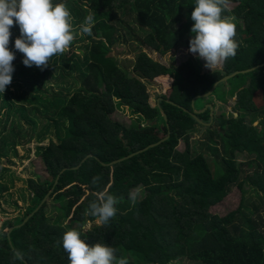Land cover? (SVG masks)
Masks as SVG:
<instances>
[{"label": "trees", "instance_id": "16d2710c", "mask_svg": "<svg viewBox=\"0 0 264 264\" xmlns=\"http://www.w3.org/2000/svg\"><path fill=\"white\" fill-rule=\"evenodd\" d=\"M232 2L238 7L226 8L222 18L235 14L241 30L236 34L243 33L248 47L238 45L222 72L205 74L192 61L188 80L177 82L172 97L154 107L139 80L152 71L146 56L138 64L146 66L143 70L125 72L105 40L115 42L121 13L130 19L127 35L137 37L140 50L149 47L166 56L181 46L189 49L196 0H52L53 6L65 3L70 11L75 38L71 50L53 56L43 71L17 63L20 57L13 61L11 84L17 83L16 92L10 84L0 93V115L7 110L0 118V161L17 151L20 139L36 132L45 122L42 115L52 118L56 140L41 156L56 184L50 186L40 177L30 180L35 196L27 214L6 225L11 233H0V264H69L57 243L69 229L49 225L45 214L50 201L60 200L64 191L83 200L74 213L83 226L92 224L82 235L85 242L115 248L117 258H126L128 264H173L184 259L190 264H264V135L254 140L255 129L242 115L260 113L255 101L264 93V68L231 80L246 83L238 94V119L212 118L210 109L196 114L193 106L225 77L264 65V0L228 4ZM90 14L95 17L92 34L82 35L79 26ZM10 31L9 48L21 56L14 48L19 26L14 23ZM51 81L61 94L53 98L38 94ZM27 88L31 90L25 94ZM18 100L24 105L18 106ZM123 105L141 117L130 127L113 121ZM144 124L153 126L141 128ZM198 126L207 127L210 142L205 149L189 145L185 152L178 151L180 141L190 143ZM169 136L163 145L132 157ZM241 155L247 157V165L239 163ZM120 160L125 161L113 165ZM8 175L5 169L0 186ZM95 176L100 177L96 185ZM238 186L244 188V199L231 221L210 213ZM248 189L256 193L257 204L251 202ZM101 192L121 198L107 226L83 215ZM130 195H135V204ZM15 252L23 259L14 260Z\"/></svg>", "mask_w": 264, "mask_h": 264}, {"label": "rangeland", "instance_id": "374dc122", "mask_svg": "<svg viewBox=\"0 0 264 264\" xmlns=\"http://www.w3.org/2000/svg\"><path fill=\"white\" fill-rule=\"evenodd\" d=\"M238 5V3L232 2L228 4L227 8L228 10H235ZM231 18H233V22L236 25V32L241 31L238 24V19L234 13L231 14ZM127 21H130V19L127 17L125 18V16L120 13L119 33L116 35L117 37H115V42L108 39L105 40L108 44L107 49L111 48L110 55L119 62L120 66L125 72H137V69L143 70L146 66L144 64H138L139 62L141 63V60H143L142 57L146 56V61L148 62L147 66H149L152 71H147V75L145 76H139V80H141L146 85L150 96V101L154 107H156V105H158L161 100H169L172 97L171 95L174 92L177 82H186L188 80L191 67L190 63L192 61L195 62L199 66L200 70L205 74L222 72L225 69L227 61L213 69V71L206 69L204 67L205 61L198 59L196 55L190 53L189 49L184 46L179 47L166 56L160 55L158 52H155L149 47H145L144 50H140L138 48V43L136 42L137 37L135 35H127ZM241 28L243 30L244 26ZM191 37L192 36H190L189 39ZM234 39L237 41L239 46L243 48L248 47L243 33L236 34ZM10 45L11 44H9V47ZM70 50L71 49L69 48L67 51L69 52ZM75 52L76 51H73L72 54ZM15 57H20L18 58L17 63L22 62L24 59V56H20L19 54H15ZM16 84L17 83L11 84L13 86L11 91L16 92V88L14 87ZM223 85L228 86H224L218 91L216 90L214 93L216 94L215 97L213 95L211 97L209 96L206 98H199L200 100L196 102L197 111L205 112V110L211 109L210 106H213L214 110L212 118L226 116L232 119H238L241 115V113L237 111L239 104L238 94L241 92L242 88L246 86V83H237V81L234 80L229 83H224L220 86ZM30 90L31 89L27 88L25 90V94L29 93ZM234 93H236L235 96L233 95ZM22 94L23 92L20 94V99L22 98ZM38 94L44 95L46 98H53V94H61V88L56 82L51 81L47 86H41ZM19 101L20 100H18V102ZM255 102L260 111L257 116L246 115V112L242 111L244 118L247 117L248 123H250L251 127L255 129V132L252 134V138L254 140L259 138V135H264L263 92L258 94L257 100ZM23 103H25L24 100L23 102H19V104L15 103V106H17V104L18 106H23ZM25 105L28 108L32 107L28 103ZM118 110L119 112L113 116V121L120 122L126 127H130L132 121L141 118L139 115L133 114V112L127 106L123 105V107L118 108ZM6 112L7 110L4 109L0 115V118H2ZM42 118L45 120V122L41 123L37 127L36 132L31 133L32 136L28 137L27 139H20V144L17 147V151L12 152L10 155L4 157L0 161V178L4 175L5 169L9 170L7 179L4 180L0 186V233H11L12 230H9L8 228L6 229V225L21 220L27 214V210L32 204L31 199L35 196V191L30 186V180L40 177L43 180H47L50 186L56 184L55 180L50 177L43 161L44 159L41 156L44 149L50 145V141L56 140L55 135L53 134L54 130L52 118L46 119L43 115ZM24 124L26 128L31 129L32 125L29 122L25 121ZM151 125L153 126V124H144L141 128H148L151 127ZM206 128V126H198L197 130L191 136L192 140L190 143H187L186 140L182 139L180 141L178 151L185 152L189 145L192 146V148L199 149L201 151L205 149V145L210 142V137L208 136V131ZM8 129H10V126H8ZM168 138H170V136ZM167 141L168 140H166L164 143ZM164 143L160 144L159 146L163 145ZM159 146H156L152 149H155ZM146 152L144 151L140 155H143ZM238 159L240 164H248L247 157L245 155L239 156ZM246 170H249V167L246 166ZM243 191L244 188L240 186L233 188L228 198L221 204L215 206L210 213L221 217L226 222L231 221L238 214V210L242 205L244 199ZM248 191L250 193L249 198H251V202L253 204H257L258 200L256 193L252 192L250 189H248ZM63 195L64 196H62L60 200H52L48 204V209L45 214L49 225L59 226L66 230L75 229L77 231H81L82 235H85L91 230L92 224L90 223L87 226H83L82 223L77 220V217L74 213L75 209L80 204H82L83 200L81 197L75 195V193L72 191H64ZM46 200L44 204L47 203ZM262 215L264 216V211H262ZM30 219H32V215L26 219V222H28ZM173 264L190 263L184 259L180 263L178 261L177 263Z\"/></svg>", "mask_w": 264, "mask_h": 264}, {"label": "clouds", "instance_id": "9594fccd", "mask_svg": "<svg viewBox=\"0 0 264 264\" xmlns=\"http://www.w3.org/2000/svg\"><path fill=\"white\" fill-rule=\"evenodd\" d=\"M228 3L229 0H196L191 13L194 23L190 29L189 52L205 61L204 67L211 71L237 54L236 25L233 18H222ZM14 23L20 30L14 48L23 54L22 63L41 71L49 67L53 56L65 53L75 38L65 3L53 6L52 0H0V93L11 84L15 71V52L9 49L10 29ZM94 23V14L88 15L79 26L80 34L90 36ZM195 104L193 102V106ZM210 110L213 117L214 109ZM99 180L100 177L95 176L92 182L96 185ZM97 195L98 201H91L83 215L95 217L98 225L107 226L115 218L118 211L115 205L121 198L107 192ZM129 199L135 204V195H130ZM57 243L67 253L69 264H128L126 258H117L115 248L100 243L89 245L82 238V232L75 229L66 231ZM13 259L22 260L23 256L15 252Z\"/></svg>", "mask_w": 264, "mask_h": 264}, {"label": "water", "instance_id": "95a60500", "mask_svg": "<svg viewBox=\"0 0 264 264\" xmlns=\"http://www.w3.org/2000/svg\"><path fill=\"white\" fill-rule=\"evenodd\" d=\"M261 68H264V65H261V66H259V67H257V68L251 69V70H247V71H243V72L236 73V74H234V75H232V76H227V77H225L221 82H218V83L214 86L213 90H212L208 95L203 96V98H206V97L212 96L221 84H223V83H227V82L231 81L232 79L236 78V77L239 76L240 74H248V73L254 72V71H256V70H259V69H261ZM196 100H197V99H196ZM196 100H194V104H195V101H196ZM194 107H195V106H194ZM210 107L212 108V110L214 109L213 106H210ZM205 112H206V111H205ZM200 113H201V112H197V111H196V114H200ZM166 140H169V138H167ZM166 140H164V141L161 142L160 144L164 143ZM160 144L153 145L152 147L146 149L145 152L148 151V150H151L152 148H154V147H156V146H159ZM143 152H144V151H142V152H140V153H138V154H135V155L132 156V157H135V156H137V155H140V154L143 153ZM124 161H125V160L117 161V162H115L113 165H117V164H119V163H121V162H124ZM11 232H12V231H11Z\"/></svg>", "mask_w": 264, "mask_h": 264}]
</instances>
